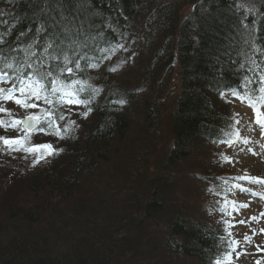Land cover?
<instances>
[{"label": "trees", "instance_id": "1", "mask_svg": "<svg viewBox=\"0 0 264 264\" xmlns=\"http://www.w3.org/2000/svg\"><path fill=\"white\" fill-rule=\"evenodd\" d=\"M235 1L0 0V76L6 86L15 85L19 97L20 79L40 80L49 88L50 81L58 79L55 94L42 93L52 104L28 97V103L52 106L51 121H61L59 100L68 87L88 82L83 75L96 72L110 81L105 97L101 85L80 87L90 101L91 123L77 128L69 122L60 137L55 128L45 135L59 153L46 158L58 165L42 177L52 187L30 185L33 203L9 211L15 229L0 221V264H152L156 252L207 264L217 257L223 245L218 230L190 212L184 192L168 186L172 179L164 171L191 158L203 143L216 142L228 129L225 91L254 97L260 92L264 0ZM185 2L193 4L192 11L182 19L180 6ZM140 15L147 23H138ZM124 32L132 34L134 42L120 35ZM136 42L153 50L138 69L145 71L144 83L170 72L175 56L181 78L171 111L174 144L153 172L142 164L143 157L138 160L146 146L128 143L131 119L125 106L133 103L131 92L112 84L111 74L101 71L116 49L138 48ZM89 46L96 48L89 51ZM130 50L122 56L127 68ZM65 56L71 76L61 72ZM145 110L149 125L155 108L149 102ZM148 125L140 133L150 139ZM4 126L0 123V129ZM12 128L20 129V124ZM57 132H62L60 127ZM122 152L126 166L115 169L113 156Z\"/></svg>", "mask_w": 264, "mask_h": 264}, {"label": "rangeland", "instance_id": "2", "mask_svg": "<svg viewBox=\"0 0 264 264\" xmlns=\"http://www.w3.org/2000/svg\"><path fill=\"white\" fill-rule=\"evenodd\" d=\"M192 5L191 2L181 4L180 18L184 19L190 14ZM137 21L147 23L144 15L138 16ZM128 50L130 48L124 50L118 48L116 52ZM152 53L153 50H149L148 47L132 48L127 55V63H131L130 66L120 68L118 74L112 76V80H115L117 85L123 89H129L132 94L133 103L126 111L131 119L128 143H133L136 147H139L137 143L146 146L144 151L140 152L138 160L140 161L143 157L142 164L149 166L150 172L156 171L174 144L170 130L171 111L177 100L180 85L177 65H173L172 70L167 71L166 75L165 71L162 72L160 80H158L160 76H153L147 81L148 83H144L146 82L145 71L140 72L138 69L142 68L141 64L145 59L148 60ZM123 65L126 63L121 57L115 67ZM149 102L153 104L155 113L148 125L144 115ZM231 103L233 117H236L239 122L235 141L229 145L219 146L203 143L196 148L191 158L169 167L164 173L166 172L172 179L169 180L171 183L168 186L178 187L184 192L194 216L210 224L221 225L220 216L214 207L217 206V202L223 205L221 215L224 223L229 224L228 235L234 242L218 264H264V259L261 260L264 257V196L247 191L249 188L256 189V191L261 189L260 183H255V180L261 178V181H264V156L259 154L260 157L253 158L247 147L242 148L244 138L251 136L248 133L250 130L253 131L252 126L256 124L252 106H260L255 108L256 112L263 106L259 105L260 101L245 103L236 98H231ZM18 111V107L11 104L8 108V115L12 118H8V115L2 112L0 120L23 121L25 116L20 120ZM88 122L86 121L84 126ZM73 125L81 127L74 120ZM147 125L150 126L148 132L152 133L150 139H147L145 133H140L147 131ZM14 136L13 133L6 134L0 131V137L13 140ZM17 136L24 142L17 150L12 147L13 144L5 145L3 140H0V221L8 223L10 229H15V222L11 219L9 211L15 206H26L27 203L30 205L33 203L35 196L33 197V193L29 190L30 185L34 188L36 184L42 183L52 187V183L46 182L42 177L54 171V167L58 165L52 160H46L50 156L47 154L49 150L32 151L33 148L30 147V144L34 142L35 146L50 144L53 148L54 144L51 140H46V137H42L40 133H38L39 138L36 137V139L26 137L23 131ZM115 150L119 151L121 148L116 146ZM115 150L113 149V155H115ZM238 151L240 153H237ZM226 160L229 163H225ZM28 161L33 165V169H29ZM112 164L115 169L121 165L126 166L125 154L122 152L118 156H113ZM102 169L106 170L109 167ZM8 171H10L9 174H7ZM226 171L230 172V176L225 174L220 178L221 173ZM200 173L206 175L210 173V175L200 176ZM219 178L221 180L217 183ZM48 181H52V178ZM226 191L229 194L225 198L218 199L215 195V193L218 195ZM245 204L250 205L247 210L243 208ZM241 221L244 223H240ZM171 257L168 253L156 252L152 258V264H207L198 259Z\"/></svg>", "mask_w": 264, "mask_h": 264}, {"label": "snow or ice", "instance_id": "3", "mask_svg": "<svg viewBox=\"0 0 264 264\" xmlns=\"http://www.w3.org/2000/svg\"><path fill=\"white\" fill-rule=\"evenodd\" d=\"M70 62L69 58L67 56L64 57V68L61 69V72L63 73L64 71L67 72L68 76H71L73 73V69L67 67L68 63ZM77 67H79V64L76 65ZM46 75L51 76V73H47ZM20 83V87L18 88V91L21 93V98H15L13 95V91L15 89V85L13 86V88H10L7 90V94L3 96V99L5 100H14V102L18 105H22L25 108H36L37 105L35 103H28V97H34L36 100H39L41 98L44 99L45 103L48 104H52L53 101L48 99V95H43L42 93L47 92L49 94H55L58 90H59V81L58 79H52L50 81V84L52 85V87L49 88L48 85H45L44 83H42L40 80H36V81H29L27 83H25L24 79H20L19 81ZM34 84L36 86H34ZM0 92H4L3 89H0ZM69 95H71V93H69ZM69 103H76V104H81L84 103V101H80V100H69ZM0 111H7L6 109L0 108ZM48 117H49V124L51 125V116L52 113L48 112L47 113ZM87 116V114H85V117ZM60 119H63V116L60 117ZM39 121V117L37 116H28L26 121H15L13 122V126H15L16 124H20V123H26L27 126L29 128L33 127L32 122ZM264 122V121H262ZM0 123H3L2 121H0ZM59 133H57L58 135ZM63 138V137H61ZM0 140H3V142L5 143V145H12L15 143H18V141L15 140H9L7 138L4 137H0ZM39 149H47L48 151V155H53L56 154L57 150L52 148V145L50 144H43V145H38L35 148L32 149V151H38ZM38 162V161H37ZM259 183H264V181H257ZM240 223H244L243 221H241Z\"/></svg>", "mask_w": 264, "mask_h": 264}, {"label": "bare ground", "instance_id": "4", "mask_svg": "<svg viewBox=\"0 0 264 264\" xmlns=\"http://www.w3.org/2000/svg\"><path fill=\"white\" fill-rule=\"evenodd\" d=\"M236 1H239V0H236ZM236 1H235V5H237L236 4ZM121 34H123V37H125V38H127L128 40H130V41H132V40H134V38H133V35L132 34H130V33H128V32H124V33H120V35ZM105 39H103V41H104ZM40 43H41V40H37L36 41V44L37 45H40ZM96 47L95 46H89V47H87V50H94ZM152 58V57H151ZM155 59V58H154ZM174 192H175V190H173ZM190 207H191V205H189ZM190 210V209H189ZM191 212V211H190Z\"/></svg>", "mask_w": 264, "mask_h": 264}, {"label": "water", "instance_id": "5", "mask_svg": "<svg viewBox=\"0 0 264 264\" xmlns=\"http://www.w3.org/2000/svg\"><path fill=\"white\" fill-rule=\"evenodd\" d=\"M36 123H37L36 121H33V122H32L33 126H35ZM25 127H26L27 129H32V128H33V127L29 128V127L27 126L26 123H25Z\"/></svg>", "mask_w": 264, "mask_h": 264}]
</instances>
